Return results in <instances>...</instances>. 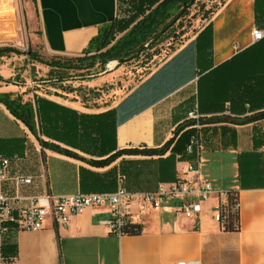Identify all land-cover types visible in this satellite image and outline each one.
Masks as SVG:
<instances>
[{
  "label": "crops",
  "instance_id": "0c3cea01",
  "mask_svg": "<svg viewBox=\"0 0 264 264\" xmlns=\"http://www.w3.org/2000/svg\"><path fill=\"white\" fill-rule=\"evenodd\" d=\"M129 1L34 0L32 41H39L50 58L83 57L102 28L127 17ZM255 29L256 0H226L193 39L155 70L144 76L142 70L132 72L123 81L127 91L111 84L123 74L114 61L99 79L79 77L78 89L83 92L76 96L38 94L79 115H102L120 107L114 122H109L114 131L108 135L95 131L87 139L79 128L77 139L53 133L42 137L74 156L44 148L0 105V157L10 161L7 180L0 181V195L14 200L17 210L47 196L68 198L119 189L155 192L174 183L196 159L202 179L213 191L196 219L177 212L178 200L145 211L132 206L129 222L143 227L138 236L113 234L107 225L112 218L107 206L73 217L67 228L48 219L41 231L13 230L4 237L0 233L5 257L12 264H264V119L245 125L234 122L264 113V38L255 42ZM15 59H1L0 77L11 83L0 82V93L34 103L36 93L25 98L13 80ZM86 91L95 98L87 100ZM194 110L204 121L198 130L199 147L166 163L170 175L162 176L158 157L124 156L110 166L91 165L114 150L164 146ZM170 156L171 152L163 160ZM20 178H31L32 183L21 184ZM230 191L239 192V232L221 230L215 219V209L228 204L225 194Z\"/></svg>",
  "mask_w": 264,
  "mask_h": 264
},
{
  "label": "trees",
  "instance_id": "16d2710c",
  "mask_svg": "<svg viewBox=\"0 0 264 264\" xmlns=\"http://www.w3.org/2000/svg\"><path fill=\"white\" fill-rule=\"evenodd\" d=\"M197 3L198 0H130L127 3V17L115 20L110 25L102 28L98 36L92 39L88 48L84 50L83 57L74 59L48 58V60H43L36 53H31L27 59L30 62L43 64L51 69L49 73L50 79L43 80L44 84L50 85H64L69 81V72L91 73L93 69H104L109 63L114 61L129 59V62L125 63L129 64L141 61V59L146 57H149L150 61L152 57L157 55L156 48L166 40L178 41V48L184 45V41H181L182 38H180L185 33V26L182 24V20L188 16L190 9ZM224 4L225 1L221 6ZM221 6L215 11L211 10V12H208L212 14L210 19L208 17L209 20L213 18ZM185 8L188 10L185 11ZM256 25L257 29L263 31L264 0H256ZM162 31L164 32L163 35L151 48L143 50L140 55L136 56L146 45L153 42ZM11 53L17 54L15 50L0 48V60L4 57H9ZM55 73H58V76L55 77ZM0 82L11 83L10 80H4L2 77H0ZM17 86L21 85L17 83ZM0 105H3L16 120L23 123L30 133L41 142L44 148L66 156H74V154L59 146L45 142L42 137L50 138L51 133H53L66 137L70 135L73 139H77L79 128L84 130L86 135L84 133L81 135L87 139H90L88 137L95 131L99 135H108L109 132L113 133L114 131V127L111 128L109 122L110 124L114 122L117 110L120 108L102 115H79L77 112L61 107L37 95H35L33 103L31 101L25 102L22 96L19 95L1 93ZM263 119L264 113H261L255 117L244 118L239 121L234 120V122L245 125ZM188 121L182 127L177 128L174 137L160 148L144 146L141 148L114 150V153L112 152L113 154L107 159L99 162L92 161L91 165L97 167L110 166L124 156L158 157L161 164H163V168H161L162 176L170 175L171 171L166 166V163H172L178 154L183 157L186 153H189L188 146H190L192 139H199L197 129L192 128L186 131L189 127H195L196 125V122ZM199 124H204L202 118ZM63 128L66 132L63 131ZM70 129L72 133L68 132ZM169 152H171V156L163 160ZM195 162L194 160L191 163L194 164ZM177 180L175 179L173 182ZM227 194L228 204L222 208L219 225L221 230L225 232H239L240 212L235 210V206L239 203V192L230 191ZM142 232V225L132 222H127L122 228L123 236H138ZM2 252L6 256L3 246ZM8 261L10 263L13 262L10 259Z\"/></svg>",
  "mask_w": 264,
  "mask_h": 264
},
{
  "label": "built area",
  "instance_id": "2783aa9c",
  "mask_svg": "<svg viewBox=\"0 0 264 264\" xmlns=\"http://www.w3.org/2000/svg\"><path fill=\"white\" fill-rule=\"evenodd\" d=\"M255 42L264 38V31L255 29L253 32ZM188 119L196 122L195 129L199 130L201 119L199 113L194 110L188 114ZM264 131V126L262 127ZM199 147V140L193 138L188 152L192 153ZM41 147L39 151H42ZM10 161L0 157V181H6L9 173ZM19 183L31 184V178H20ZM211 184L202 179L199 159L189 163L181 172V177L172 184L162 185L155 192L132 194L124 189L113 193L79 194L68 198H54L47 196L35 200L29 208L17 210L14 200L0 195V233L4 237L9 232L30 231L37 232L44 229L48 219H51L56 227L67 228L73 217L78 216L88 209L107 206L111 208L112 218L107 223L113 234L123 236L122 228L129 222L131 208L139 205L141 211L159 208L166 200H178L181 202L177 212L187 218L196 219L203 211V204L212 195ZM228 197V194H225ZM223 206L220 204L215 209V219L219 222ZM240 211V203L235 206ZM0 264H12L4 256L0 247ZM176 264H189L179 262ZM192 264H198L194 262Z\"/></svg>",
  "mask_w": 264,
  "mask_h": 264
},
{
  "label": "rangeland",
  "instance_id": "374dc122",
  "mask_svg": "<svg viewBox=\"0 0 264 264\" xmlns=\"http://www.w3.org/2000/svg\"><path fill=\"white\" fill-rule=\"evenodd\" d=\"M224 1L226 0H198V3L190 9L188 16L182 20V24L185 26V33L181 35L182 37L180 36V38H182L181 41H184L185 44L193 39L197 33L209 23L212 14L208 12H211V10L215 11ZM33 7L34 0H0V48H9L17 52V54L11 53L8 57L10 59L17 58L15 59L17 67L13 80L21 85L17 87L25 98H30L32 93L35 92V95L39 94L46 97H53L58 94L63 97L62 93L66 92L73 94V96L80 94L83 91L78 89L79 85L77 80L79 77L92 76L94 80L99 79L100 73L104 69L95 68L91 73L85 74L80 72H69V81L64 85L44 84L43 80L50 79L49 73L51 69L43 64L30 62L27 59L31 53H36L37 56L43 60H48V58H50L45 55L39 41H32V34L33 31L35 32L34 26L36 24L35 17L34 19L31 17L30 8ZM187 10L188 9L185 11ZM175 49H178V41L172 42V40H166L156 48L157 55L152 57L150 61L149 57H146L138 62L119 65L117 70H123V74L119 79L114 78L111 84H114L113 87L116 90L120 89L124 92L127 91L124 90L123 81H128L127 78L132 72L136 73L142 70L144 72L142 76L150 73L169 59L174 54ZM2 66V61L0 60V71L2 70ZM141 66H143L142 69ZM10 69L12 70L13 68ZM54 75L56 77L58 73ZM23 90H26V93ZM74 90L75 93H71V91ZM84 94L87 95V100H93V98H95L90 91H86ZM81 96L85 97L82 94ZM70 98L71 97L68 96V99Z\"/></svg>",
  "mask_w": 264,
  "mask_h": 264
},
{
  "label": "water",
  "instance_id": "95a60500",
  "mask_svg": "<svg viewBox=\"0 0 264 264\" xmlns=\"http://www.w3.org/2000/svg\"><path fill=\"white\" fill-rule=\"evenodd\" d=\"M185 9H186V8H185ZM163 33H164L163 31L160 32V33L157 35V37L153 40V42H151L150 44L146 45L141 51H139V52L137 53L136 56L140 55L141 52H142L143 50L148 49V48H151V47H152V46H153V45H154V44L160 39V37L163 35ZM127 62H129V59L116 61L117 65H122V64H125V63H127Z\"/></svg>",
  "mask_w": 264,
  "mask_h": 264
},
{
  "label": "bare ground",
  "instance_id": "6f19581e",
  "mask_svg": "<svg viewBox=\"0 0 264 264\" xmlns=\"http://www.w3.org/2000/svg\"><path fill=\"white\" fill-rule=\"evenodd\" d=\"M112 66H115V64H114V65H112Z\"/></svg>",
  "mask_w": 264,
  "mask_h": 264
}]
</instances>
